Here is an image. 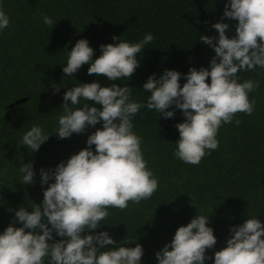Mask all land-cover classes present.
<instances>
[{
    "label": "trees",
    "instance_id": "1",
    "mask_svg": "<svg viewBox=\"0 0 264 264\" xmlns=\"http://www.w3.org/2000/svg\"><path fill=\"white\" fill-rule=\"evenodd\" d=\"M228 0H0V9L9 17V26L0 30V234L14 222L15 210L28 211L32 202L41 203L48 184H41L40 169L54 171L61 161L87 147V137L102 122L84 132L61 139L56 133L62 114L63 95L80 83L98 81L101 86L128 85L132 101L146 105L151 93L143 90L148 77L159 76L166 69L181 73L180 84L191 68H210L214 49L200 36L214 37L212 25L223 18L235 35L238 23L223 17ZM48 15L56 23H43ZM151 33L153 41L138 54L140 61L133 76L110 81L106 76L89 75L84 64L72 76H65L68 53L79 39H87L94 49L93 59L101 55V44L119 43L113 35L136 43ZM216 41H213L215 43ZM238 82L259 81L248 93L255 100L251 116L238 112L231 123L222 124L217 133L218 148L198 165L174 156L179 140L177 123L185 117L174 109L171 118L142 107L132 117V131L141 138V151L147 167L158 181L153 195L139 203L128 202L121 210L108 208L109 216L94 230L82 236L107 231L120 246L140 244L141 264H158L156 252L170 243L179 226L187 225L198 214L208 216V226L217 242L206 249L204 264H214V253L226 247L230 227L249 217L264 223V68L240 70ZM210 83V77L207 79ZM59 87L57 92L55 89ZM26 101L9 107L15 100ZM85 101L81 100L79 107ZM89 106L94 102L88 101ZM102 107L101 105H95ZM241 123L237 125L235 121ZM39 126L49 138L36 152L21 144L23 134ZM95 151V146H92ZM32 163L34 182L21 184L19 168ZM54 182V178L49 183ZM16 227L22 226L15 222ZM51 227V225H49ZM26 231H28L26 229ZM36 231H40L37 229ZM66 239L53 231L49 243ZM132 242V243H131ZM107 247H113L109 245ZM48 264V258H45Z\"/></svg>",
    "mask_w": 264,
    "mask_h": 264
},
{
    "label": "clouds",
    "instance_id": "2",
    "mask_svg": "<svg viewBox=\"0 0 264 264\" xmlns=\"http://www.w3.org/2000/svg\"><path fill=\"white\" fill-rule=\"evenodd\" d=\"M223 17L238 22L234 36L226 35L230 26L223 18L212 25L218 36H200L201 42L215 52L210 68H191L183 86L181 73L174 69H166L159 78L156 74L149 76L143 84V90L151 93L146 105L130 99L128 85L116 83H80L64 93L56 131L59 138L82 133L100 122L103 126L92 132L87 137V147L72 154L66 163L61 161L51 172L40 169L41 184H48L43 200L39 204L32 202V211L23 206L15 210L14 222L0 234V264H45V258L48 264H141L144 249L140 244L124 246L129 243L124 240L115 246L116 241L107 231H89L84 236L81 233L97 229L109 216L108 208L123 210L129 201L146 200L158 188L143 158L141 138L132 131V117L142 107L164 118L174 116L170 106L182 111L185 120L176 125L179 140L174 156L192 165L201 162L206 150L210 153L218 148L216 136L222 124L231 123L238 112L253 114L255 100L250 101L248 93L259 87V81L240 83L237 74L257 66L264 68V0H228ZM42 19L50 28L56 23L48 15ZM9 23V17L0 9V30ZM112 39L119 43L101 44V55L95 59L88 40L79 39L68 53L65 76L89 64V75H103L110 81L130 79L140 64L138 54L154 37L147 33L136 43L115 35ZM55 90L58 92L59 87ZM81 100L85 103L79 107ZM88 101L94 102L93 106ZM235 123L239 125L241 121L237 119ZM48 138L34 125L23 134L21 144L36 152ZM19 173L21 184L34 182L32 163H24ZM53 178L54 182L49 183ZM208 219L209 215L198 214L187 225L179 226L170 243L156 252L158 264H204L206 259H212L206 256V249L213 248L217 238ZM15 222L22 226L16 227ZM53 231L66 239L49 243ZM230 232L226 247L215 251L214 264H264V223L249 217L231 226Z\"/></svg>",
    "mask_w": 264,
    "mask_h": 264
},
{
    "label": "water",
    "instance_id": "3",
    "mask_svg": "<svg viewBox=\"0 0 264 264\" xmlns=\"http://www.w3.org/2000/svg\"><path fill=\"white\" fill-rule=\"evenodd\" d=\"M26 99H27L26 97L19 98L15 100L14 102L10 103L9 107H14L16 104L26 101Z\"/></svg>",
    "mask_w": 264,
    "mask_h": 264
}]
</instances>
